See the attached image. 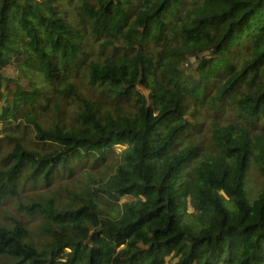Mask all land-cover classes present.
I'll return each mask as SVG.
<instances>
[{
    "label": "trees",
    "instance_id": "trees-1",
    "mask_svg": "<svg viewBox=\"0 0 264 264\" xmlns=\"http://www.w3.org/2000/svg\"><path fill=\"white\" fill-rule=\"evenodd\" d=\"M0 103V264H264V0H0Z\"/></svg>",
    "mask_w": 264,
    "mask_h": 264
},
{
    "label": "rangeland",
    "instance_id": "rangeland-1",
    "mask_svg": "<svg viewBox=\"0 0 264 264\" xmlns=\"http://www.w3.org/2000/svg\"><path fill=\"white\" fill-rule=\"evenodd\" d=\"M234 60H236V58H234ZM186 66V65H185ZM189 69H191L190 67H188ZM24 84H27V81L24 82ZM10 88L12 90H15L16 86L15 84L12 82L10 85ZM189 101V105L191 106V108L193 109L194 106L198 105L199 107H203L200 103L196 102L194 99L191 98V96L189 97L188 99ZM1 105V103H0ZM190 108V110H191ZM233 112L230 110V109H227L225 111L222 112V114L218 117V119L222 122V123H226V122H230V121H233V117H234V114H232ZM214 118V116H212ZM211 117V118H212ZM191 118V122L193 123L194 122V119L190 116ZM213 120L209 119V120H206V123L205 125L202 126V131L201 132H197L195 130H192L191 131V134H194V135H199V137L203 136V139H204V143L203 145L201 146L202 148V153L205 151L208 143H209V140L211 138V132H210V126H211V123H212ZM1 124H0V129H1ZM28 133H27V141H29V143L32 145L33 142V136H34V131L32 129H27ZM1 136V134H0ZM124 148H126L125 145H122V146H116L115 147V151L116 153H120ZM110 155H114L116 156L117 154L115 153H111ZM105 166H107L105 169H103L102 171L98 172L99 174H102L103 172H105V170L109 169V166H108V163H105L104 164ZM90 165H87L84 169L86 168H89ZM96 170H98L96 168ZM250 178H249V188L251 189L252 193H254V191H256V185H257V175H256V172L251 170L250 171V174H249ZM29 189V188H28ZM29 191L31 193H34L32 190L29 189ZM250 196L253 197V194H250ZM0 218H3L2 215H0Z\"/></svg>",
    "mask_w": 264,
    "mask_h": 264
}]
</instances>
